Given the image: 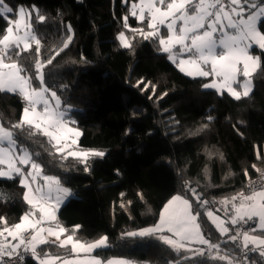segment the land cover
Listing matches in <instances>:
<instances>
[{"label": "trees", "instance_id": "trees-1", "mask_svg": "<svg viewBox=\"0 0 264 264\" xmlns=\"http://www.w3.org/2000/svg\"><path fill=\"white\" fill-rule=\"evenodd\" d=\"M6 2L16 9L35 6L45 16L38 23L36 12L32 15L33 29L41 41L40 59L54 57L53 64L44 69L45 81L72 107L71 117L82 130L80 147L105 153L89 159L88 171L71 157L61 160L59 154H50L54 149L46 137L30 135L26 127L12 128L20 120L22 99L0 93V124L14 132L18 145L33 154L45 174L58 176L75 194L60 207L58 221L83 241L106 235L108 246L95 251L104 259L127 257L132 264H226L211 259L207 251L204 256L195 251L177 253L154 237L124 238L122 234L156 224L172 196L183 194L192 199L193 188L200 196L215 200L214 214L229 219L224 209L231 206L221 201L241 193L260 172L256 168L264 170L262 51L254 49L261 57V68L253 76V92L236 101L226 92L220 95L214 89H203L207 78L186 76L167 54L157 50L156 42L134 34L130 29H148L147 21L141 24L130 15L131 0ZM125 15L129 28H124ZM69 24L72 42L60 51ZM6 27L0 19V34ZM120 32L127 35L131 48L121 46ZM35 47L24 53L26 67L36 58ZM141 80L144 84L138 87ZM24 191L19 177L0 179V215L9 225L19 222L28 209L22 199ZM193 210L201 213L198 223L206 238L221 244L222 252L236 249L194 201ZM41 249L49 255H70L69 247L60 249L55 244L41 245ZM25 264L35 262L29 257Z\"/></svg>", "mask_w": 264, "mask_h": 264}, {"label": "snow or ice", "instance_id": "snow-or-ice-1", "mask_svg": "<svg viewBox=\"0 0 264 264\" xmlns=\"http://www.w3.org/2000/svg\"><path fill=\"white\" fill-rule=\"evenodd\" d=\"M122 2L127 3V0ZM34 11L36 21L43 23L46 18L35 6L31 11L23 6L16 9L6 0H0V19L7 23L5 31L0 34V93L18 95L23 101L20 120L12 125L13 129L26 127L30 135L46 137L54 149L50 154H59L61 160L71 157L84 165V171H88L89 159L104 157L105 153L76 150L81 132L70 126L76 123L71 118L70 106L45 81L44 69L53 64L54 57L40 59L41 41L32 24ZM129 13L141 24L147 21L148 29L130 30L144 40L156 42L157 50L167 54L180 72L193 78L212 77L202 84L203 89H214L220 95L226 92L236 101L248 98L253 92L252 77L261 68V57L254 56L251 50L258 47L264 54V32L261 31L264 27V0H138V3L131 4ZM128 19V15L123 17L124 28H129ZM161 29H165L166 34ZM67 31L69 35L60 51L72 42L70 24ZM118 39L123 48L132 47L124 32L119 33ZM33 43L36 58L26 67L22 63L24 53L32 51ZM34 80L38 81L37 85L33 84ZM140 84H144L143 80L137 86ZM147 87L145 84L144 88ZM212 119L208 117L209 121ZM35 156L38 158L39 153ZM257 159H260L259 151ZM0 166H4L0 167V179L19 177V186L25 190L22 199L28 205L17 223L9 225L0 215V264H19L26 254L35 264H57L58 261L61 264H129L125 260L104 261L98 255H90L108 246L106 235L90 243L74 240L75 232L61 239L68 230L59 223L57 211L63 200L72 195L70 189L61 184L58 176L45 174L42 164L26 148L18 146L14 132L3 125H0ZM252 167L256 168V165ZM256 171L261 170L256 168ZM247 174L245 170V176ZM250 189L247 195L241 192L221 201L225 206L231 204L232 215L228 220L211 210L206 212L220 235L227 236L236 249L222 252L221 244L205 237L198 223L201 213L194 212L193 201L201 207L208 201L202 200L194 188L190 189L192 199L179 194L172 196L163 206L155 225L127 231L122 236L154 237L177 253L181 250L195 251L197 255L204 256L207 251L211 259L226 264H258L251 259L252 253L264 262V186L257 190L250 185ZM224 212L228 214L227 207ZM229 224L236 229L235 234H230L233 229L228 227ZM244 225L250 226L242 231ZM257 232L261 234H253ZM28 233L30 236H26ZM51 237L55 239L50 240ZM241 238L242 242L238 243ZM50 244L60 249L70 246L72 254L79 257L84 253L85 258L61 259L59 255H49L42 249L38 251L41 245ZM193 244L206 246V249L193 250L190 247ZM236 250H239V255Z\"/></svg>", "mask_w": 264, "mask_h": 264}, {"label": "rangeland", "instance_id": "rangeland-1", "mask_svg": "<svg viewBox=\"0 0 264 264\" xmlns=\"http://www.w3.org/2000/svg\"><path fill=\"white\" fill-rule=\"evenodd\" d=\"M133 2H137L138 3V1H133V0H131V2H130V6H131V4L133 3ZM21 6H23V5H21ZM21 6H19V7H21ZM18 7V8H19ZM23 7H25L26 9H28V10H32L33 8H31V7H29V6H23ZM17 8V9H18ZM36 8V7H35ZM15 18H18V16L17 17H15ZM161 32L162 33H165L166 34V30L165 29H161ZM125 34V33H124ZM125 36L127 37V35L125 34ZM128 38V37H127ZM130 41V40H129ZM33 45H35V43H33ZM256 48H258V47H254L251 51H252V54L254 55V56H260L258 53H256L255 52V50L254 49H256ZM259 49V48H258ZM259 70V69H258ZM257 70V71H258ZM255 74V73H254ZM254 74H253V76H254ZM202 78V77H201ZM212 79V77H208L207 78V82H209L210 80ZM240 79H243V77H240ZM252 82H253V88H254V81H253V77H252ZM58 95V94H57ZM69 106V105H68ZM62 107H64V104H62ZM70 108H71V112H70V115H71V113H72V107L70 106ZM72 118V117H71ZM73 119V118H72ZM74 120V119H73ZM0 125H2V124H0ZM71 127H74V128H76L77 130H79L80 132H81V134H82V130H81V128L75 123L74 125H70ZM6 128V127H5ZM80 138H81V135L77 138V148H76V150H94V149H83V148H81L80 147ZM18 144V143H17ZM19 146V145H18ZM24 147V146H23ZM25 148V147H24ZM27 149V148H26ZM27 151L29 152V153H31L28 149H27ZM96 151V150H95ZM0 167H4V166H0ZM47 175H50V174H47ZM54 176V175H53ZM61 184L64 186V187H67L66 185H64L62 182H61ZM67 188H69V187H67ZM70 189V188H69ZM259 190V189H258ZM70 191H71V193H72V195H70L69 197H67V198H65L64 200H63V202H62V204L59 206V208H58V211H59V209H60V207L64 204V203H66L70 198H72V197H74L75 196V194L73 193V191L70 189ZM250 193V192H249ZM248 193V194H249ZM175 195H178V194H175ZM179 195H183V194H179ZM183 196H185V195H183ZM186 197V196H185ZM187 198V197H186ZM238 202V201H237ZM229 206H231V204H229ZM58 211H57V218H58ZM225 213V212H224ZM216 214L218 215V216H220L222 219H225V220H228V218L227 217H225V216H223L222 214H220V213H218V212H216ZM232 215V212H231V208L228 210V217L230 218V216ZM60 223V222H59ZM61 224V223H60ZM62 225V224H61ZM155 225V224H154ZM64 228H66L64 225H62ZM150 226H153V225H150ZM150 226H146V227H150ZM255 226V225H254ZM146 227H142V228H146ZM229 228H230V226H228ZM142 228H138V229H142ZM68 231L61 237V239H64L67 235H69V234H72L73 232H75L73 229H71V228H66ZM138 229H134V230H138ZM131 231H133V230H131ZM253 234H261V233H259V232H257V233H253ZM170 235V234H169ZM105 236V235H104ZM102 237V236H101ZM101 237H99V238H101ZM206 237V236H205ZM98 238V239H99ZM10 239V238H9ZM50 240H54L55 239V237H51V238H49ZM75 239H78V240H80L81 242H85V243H90V242H94L95 240H93V241H83V240H81V239H79V238H77L76 237V235H74V240ZM97 240V239H96ZM241 242H242V238H241ZM107 244H108V241H107ZM191 248H193V247H195V248H200V247H204V248H206V246H201V245H196V244H193V245H191L190 246ZM69 249H70V246H69ZM50 255H52V254H50ZM85 255L86 254H84V253H81L80 254V256L79 257H76V255L75 254H72L71 252H70V255H67V256H64V257H61V259H65V258H67V259H74V258H85ZM90 255H96L95 254V251L93 252V253H91ZM102 260H104V261H107V260H125V261H128L129 262V264H132V261L129 259V258H127V257H111V258H108V259H104V258H102L101 256H99ZM57 264H61V261H58L57 262Z\"/></svg>", "mask_w": 264, "mask_h": 264}, {"label": "built area", "instance_id": "built-area-1", "mask_svg": "<svg viewBox=\"0 0 264 264\" xmlns=\"http://www.w3.org/2000/svg\"><path fill=\"white\" fill-rule=\"evenodd\" d=\"M262 173H264V170L260 171L256 176L250 178L247 183H246V186L245 188L243 189V193L246 194L247 192H250V185L255 187L257 190L260 189L262 186H264V175H262ZM201 199L202 200H206L208 201V204L206 206H203L200 208L203 210V212L206 214V212L208 210H211L213 212H215V208H216V203H215V200L213 199H209V198H206V197H202L201 196ZM237 228H239L240 226H236ZM249 227L247 225H244L243 228L241 229L242 231L243 230H247ZM232 232H234L235 234V231L236 229L232 227ZM26 236H30V233L26 234ZM241 242V241H240ZM258 255L255 254V253H252L250 254V257L251 259H254L259 263V257H257ZM30 257L29 254H26L25 255V259L23 261H20L19 264H25L26 263V260Z\"/></svg>", "mask_w": 264, "mask_h": 264}, {"label": "crops", "instance_id": "crops-1", "mask_svg": "<svg viewBox=\"0 0 264 264\" xmlns=\"http://www.w3.org/2000/svg\"><path fill=\"white\" fill-rule=\"evenodd\" d=\"M232 227V226H231Z\"/></svg>", "mask_w": 264, "mask_h": 264}]
</instances>
